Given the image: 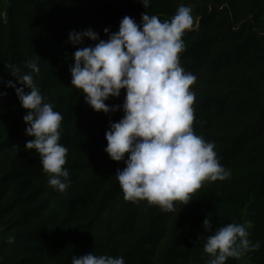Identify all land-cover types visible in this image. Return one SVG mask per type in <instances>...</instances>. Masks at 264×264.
I'll list each match as a JSON object with an SVG mask.
<instances>
[{
  "label": "trees",
  "instance_id": "trees-1",
  "mask_svg": "<svg viewBox=\"0 0 264 264\" xmlns=\"http://www.w3.org/2000/svg\"><path fill=\"white\" fill-rule=\"evenodd\" d=\"M6 1L7 21L0 15V93H7L0 96V264H71L89 252L123 257L125 264H208V236L245 221L252 222L249 238L260 249L226 264H264V0H151L148 9L140 0ZM181 3L199 19L184 34L180 54L181 66L197 77L194 131L215 144L231 176L205 183L189 204L166 213L124 199L115 175L125 165L104 151L109 123L123 112H95L71 85L76 49L68 37L90 28L107 39L105 28L118 31L125 16L139 24L145 11L171 20ZM30 60L40 67L34 81L41 94L63 116L65 193L49 186L39 156L25 150L32 139L25 134L26 110L5 87L16 83L14 67L28 72ZM124 97L122 90L106 103L122 105ZM208 217L211 231L203 228Z\"/></svg>",
  "mask_w": 264,
  "mask_h": 264
},
{
  "label": "clouds",
  "instance_id": "clouds-1",
  "mask_svg": "<svg viewBox=\"0 0 264 264\" xmlns=\"http://www.w3.org/2000/svg\"><path fill=\"white\" fill-rule=\"evenodd\" d=\"M140 2L145 9L151 4V0ZM193 24L191 8L181 5L171 20L161 21L145 11L137 24L125 16L118 31L104 29L107 39L90 28L73 30L68 37L76 49L69 69L71 85L83 93L85 103L95 112H123L118 122L109 123L104 151L112 161L125 165L115 175L124 199L146 201L166 213L189 204L205 183L231 176L217 158L215 144L194 131L196 94L192 86L197 77L180 63L183 36ZM86 40L92 44L84 46ZM25 67L28 72L14 67L11 76L16 83L8 81L5 87L15 90L26 110L25 134L32 139L26 142L25 150H34L39 156L49 186L65 193L70 176L65 168L68 149L60 143L63 116L46 102L34 81L40 72L38 63L30 60ZM122 90V105L106 103L120 98ZM211 227L208 217L203 228L211 231ZM251 228V221L232 222L209 235L204 246L210 257L208 264H226L229 258L239 260L258 251L260 243L249 238ZM14 242L10 236L8 243ZM71 264H125V260L89 252L74 256Z\"/></svg>",
  "mask_w": 264,
  "mask_h": 264
},
{
  "label": "built area",
  "instance_id": "built-area-1",
  "mask_svg": "<svg viewBox=\"0 0 264 264\" xmlns=\"http://www.w3.org/2000/svg\"><path fill=\"white\" fill-rule=\"evenodd\" d=\"M0 7H2V11H1V18H2V20L4 21V22H6L7 21V19H8V16H7V11H6V9H7V1L6 0H0Z\"/></svg>",
  "mask_w": 264,
  "mask_h": 264
},
{
  "label": "rangeland",
  "instance_id": "rangeland-1",
  "mask_svg": "<svg viewBox=\"0 0 264 264\" xmlns=\"http://www.w3.org/2000/svg\"><path fill=\"white\" fill-rule=\"evenodd\" d=\"M181 5H184V6H187V7H190V8H191V10H192V15H193V18H194V24H193V27H192V28L197 29L198 26H199V19H198V16H197V14H196L195 8H193V7L190 6V5L183 4V3H181L180 6H181Z\"/></svg>",
  "mask_w": 264,
  "mask_h": 264
}]
</instances>
